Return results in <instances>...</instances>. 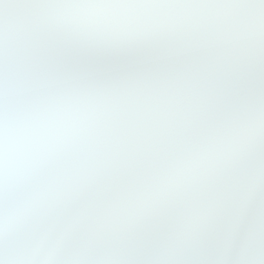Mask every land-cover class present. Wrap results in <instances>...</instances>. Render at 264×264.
Listing matches in <instances>:
<instances>
[{"label": "snow or ice", "instance_id": "obj_1", "mask_svg": "<svg viewBox=\"0 0 264 264\" xmlns=\"http://www.w3.org/2000/svg\"><path fill=\"white\" fill-rule=\"evenodd\" d=\"M0 264H264V0H0Z\"/></svg>", "mask_w": 264, "mask_h": 264}]
</instances>
